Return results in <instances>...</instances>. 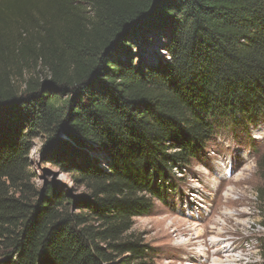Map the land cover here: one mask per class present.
I'll return each mask as SVG.
<instances>
[{
    "label": "trees",
    "instance_id": "1",
    "mask_svg": "<svg viewBox=\"0 0 264 264\" xmlns=\"http://www.w3.org/2000/svg\"><path fill=\"white\" fill-rule=\"evenodd\" d=\"M263 113L264 0H0V264H149L133 218L220 121ZM40 135L79 196L30 183Z\"/></svg>",
    "mask_w": 264,
    "mask_h": 264
},
{
    "label": "rangeland",
    "instance_id": "2",
    "mask_svg": "<svg viewBox=\"0 0 264 264\" xmlns=\"http://www.w3.org/2000/svg\"><path fill=\"white\" fill-rule=\"evenodd\" d=\"M134 43L135 55L141 58L145 50L146 59L162 52L153 37L144 45ZM44 75L45 71L39 73ZM27 78L24 73L15 80L19 90ZM45 144L42 135L31 142L30 183L39 188L55 184L79 196L84 188H76L68 173L45 162ZM261 152L264 113L252 120L220 121L183 173L174 172L163 200H155L148 213L133 218L132 232L151 247L149 264H262L264 228L256 198L262 184L256 163Z\"/></svg>",
    "mask_w": 264,
    "mask_h": 264
},
{
    "label": "bare ground",
    "instance_id": "3",
    "mask_svg": "<svg viewBox=\"0 0 264 264\" xmlns=\"http://www.w3.org/2000/svg\"><path fill=\"white\" fill-rule=\"evenodd\" d=\"M212 244L214 245V244H215V241H212ZM230 259H231V258H230ZM231 261H236V260L233 259V260H231Z\"/></svg>",
    "mask_w": 264,
    "mask_h": 264
}]
</instances>
